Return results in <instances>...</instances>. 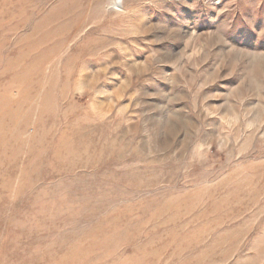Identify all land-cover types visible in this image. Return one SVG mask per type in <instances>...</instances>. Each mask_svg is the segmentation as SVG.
Listing matches in <instances>:
<instances>
[{"label": "rangeland", "instance_id": "obj_1", "mask_svg": "<svg viewBox=\"0 0 264 264\" xmlns=\"http://www.w3.org/2000/svg\"><path fill=\"white\" fill-rule=\"evenodd\" d=\"M0 264H264V0H0Z\"/></svg>", "mask_w": 264, "mask_h": 264}, {"label": "bare ground", "instance_id": "obj_2", "mask_svg": "<svg viewBox=\"0 0 264 264\" xmlns=\"http://www.w3.org/2000/svg\"><path fill=\"white\" fill-rule=\"evenodd\" d=\"M121 3L122 0H113L114 7L118 10L121 9Z\"/></svg>", "mask_w": 264, "mask_h": 264}, {"label": "built area", "instance_id": "obj_3", "mask_svg": "<svg viewBox=\"0 0 264 264\" xmlns=\"http://www.w3.org/2000/svg\"><path fill=\"white\" fill-rule=\"evenodd\" d=\"M184 1H188V0H184Z\"/></svg>", "mask_w": 264, "mask_h": 264}]
</instances>
